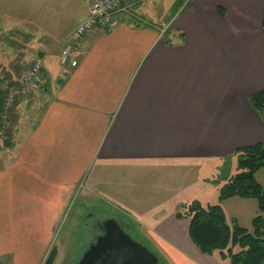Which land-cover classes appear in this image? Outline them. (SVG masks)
Here are the masks:
<instances>
[{
  "label": "crops",
  "instance_id": "1",
  "mask_svg": "<svg viewBox=\"0 0 264 264\" xmlns=\"http://www.w3.org/2000/svg\"><path fill=\"white\" fill-rule=\"evenodd\" d=\"M177 2L161 26L133 13L140 2L128 0L111 30L94 27L80 38L74 66L61 64L60 53L88 6L56 38L28 37L43 59V83L18 98L12 144L0 153V257L42 264L81 189L140 214L151 236L172 247L173 264H222L191 241L188 218L175 216L189 199L171 201L170 192L144 205L132 181L152 164L182 172L230 160L235 169L237 149L264 141V108L249 104L264 90V0Z\"/></svg>",
  "mask_w": 264,
  "mask_h": 264
},
{
  "label": "rangeland",
  "instance_id": "2",
  "mask_svg": "<svg viewBox=\"0 0 264 264\" xmlns=\"http://www.w3.org/2000/svg\"><path fill=\"white\" fill-rule=\"evenodd\" d=\"M87 6L86 0H0V75H5L0 77V91L7 93L9 89L5 71L9 74L18 71L21 74L26 69L25 64L36 58L34 34L43 33L50 39L56 38L72 27L80 15L85 14ZM177 7V0H146L137 4L132 11L134 13L139 9L146 19L164 26L172 19ZM28 37L33 38L32 43L27 42L30 40ZM40 87L42 84L38 85L36 90H41ZM27 96L18 93L11 105L6 100L9 98L8 94L4 96V99H1L0 153H6V150L11 147L14 128L19 117V111L16 112L17 100L19 97ZM37 114L34 112L32 118L37 117ZM152 165L151 167L141 166L140 170H136V175H142H139V179L137 178L136 181H132L136 183V188L142 194L144 200L141 202L144 205L156 203L159 196L171 192V196H168L169 199L175 196V199H197L202 204H219L229 224L233 222V219H236L240 226L249 231L252 230L250 217L260 213L255 199H241L236 196L225 200L219 198V187L238 170L235 171L229 165L227 168L221 167L219 170L214 165L198 170L199 167H196V164L189 163L182 167L184 170L181 172L180 170L166 171L159 165L158 167L155 166L156 164ZM196 170L204 182L200 187L196 186L195 176L197 174H194ZM256 179L264 189V168L258 170ZM184 188L186 190L180 195L179 191ZM132 194L135 195L136 192L132 191ZM146 196L152 201H146ZM109 199L105 195L90 194V192L81 189L77 192L74 206L67 212L65 220L59 226L57 235L51 243V249L56 248L57 251V258L55 257L53 264H76L94 239L93 221L108 218H115L127 226L131 237L145 245L162 264H173L174 260L169 256V253L173 252L170 244L155 240L151 236L152 231L143 221L145 219H140V214L134 215L132 211L121 206L116 201L117 199H110V201ZM237 201L242 203H237ZM245 201L252 202L254 208L243 207L242 204ZM261 214L264 219V212ZM143 216L145 217V214ZM213 254L217 255L214 256L216 259L220 258L217 251ZM209 257L214 258L210 255ZM13 261L8 256L0 257V264H11Z\"/></svg>",
  "mask_w": 264,
  "mask_h": 264
},
{
  "label": "trees",
  "instance_id": "3",
  "mask_svg": "<svg viewBox=\"0 0 264 264\" xmlns=\"http://www.w3.org/2000/svg\"><path fill=\"white\" fill-rule=\"evenodd\" d=\"M6 74L10 78L9 84L18 82V71ZM12 75L18 77L13 79ZM4 92L0 91V103L6 96ZM249 104L257 112L263 109L264 90L251 96ZM233 158L235 171L238 172L219 187V198L225 200L237 196L255 199L260 213L251 219L252 230L240 226L235 220L229 224L219 204H202L197 199L184 202L175 216L188 218L191 241L204 254L212 255L217 251L222 264H264V219L261 214L264 211V189L255 178V173L264 168V141L237 149ZM228 165L231 167L230 160H225L222 167L227 168ZM56 253V248H52L42 264H53Z\"/></svg>",
  "mask_w": 264,
  "mask_h": 264
},
{
  "label": "built area",
  "instance_id": "4",
  "mask_svg": "<svg viewBox=\"0 0 264 264\" xmlns=\"http://www.w3.org/2000/svg\"><path fill=\"white\" fill-rule=\"evenodd\" d=\"M88 3V12L83 16L79 23L67 34L64 45L61 49L60 61L63 64L74 66L76 59L73 54L77 51V43L80 38L94 27H100L107 31L115 26L114 14L127 10V0H86ZM145 1V0H140ZM43 62L41 59L31 63L28 71L23 75L19 85H7L8 97L7 103L11 105L15 96L28 95L36 89L42 82ZM3 77V75H0Z\"/></svg>",
  "mask_w": 264,
  "mask_h": 264
},
{
  "label": "water",
  "instance_id": "5",
  "mask_svg": "<svg viewBox=\"0 0 264 264\" xmlns=\"http://www.w3.org/2000/svg\"><path fill=\"white\" fill-rule=\"evenodd\" d=\"M76 264H162L145 245L134 240L115 218L101 223L97 234Z\"/></svg>",
  "mask_w": 264,
  "mask_h": 264
},
{
  "label": "flooded vegetation",
  "instance_id": "6",
  "mask_svg": "<svg viewBox=\"0 0 264 264\" xmlns=\"http://www.w3.org/2000/svg\"><path fill=\"white\" fill-rule=\"evenodd\" d=\"M101 223H102V220H99V219L94 220L92 223L95 236L101 232ZM121 225H122V223H121Z\"/></svg>",
  "mask_w": 264,
  "mask_h": 264
}]
</instances>
